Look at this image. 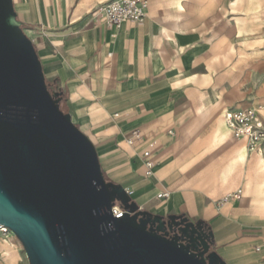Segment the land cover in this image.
I'll return each instance as SVG.
<instances>
[{
	"label": "crops",
	"instance_id": "obj_1",
	"mask_svg": "<svg viewBox=\"0 0 264 264\" xmlns=\"http://www.w3.org/2000/svg\"><path fill=\"white\" fill-rule=\"evenodd\" d=\"M107 1L12 0L47 84L92 142L104 179L141 210L204 222L225 264H264V154L223 126L226 135L217 136L213 107L200 101L188 70L211 46L204 25L244 16L254 0H146L145 20L117 29L99 21ZM214 145L226 153L209 169Z\"/></svg>",
	"mask_w": 264,
	"mask_h": 264
},
{
	"label": "water",
	"instance_id": "obj_2",
	"mask_svg": "<svg viewBox=\"0 0 264 264\" xmlns=\"http://www.w3.org/2000/svg\"><path fill=\"white\" fill-rule=\"evenodd\" d=\"M61 102L12 0H0V226L29 264H225L204 222L141 210L107 182Z\"/></svg>",
	"mask_w": 264,
	"mask_h": 264
},
{
	"label": "rangeland",
	"instance_id": "obj_3",
	"mask_svg": "<svg viewBox=\"0 0 264 264\" xmlns=\"http://www.w3.org/2000/svg\"><path fill=\"white\" fill-rule=\"evenodd\" d=\"M251 6L255 9L250 13L243 12L244 16L210 19L203 27V37L211 39V46L188 68L196 74L200 101L208 108L213 107L215 130L221 138L226 135L219 119L221 109H264V0H254ZM239 31L248 37L239 36ZM207 45L205 42L199 47ZM189 51L183 49L182 57ZM49 90L53 91L50 86ZM212 150L219 159L216 157L209 169L220 167L222 153H226L223 145H214ZM262 150L264 154V144ZM4 234L0 233V264H29L19 240L14 235L7 240L3 238Z\"/></svg>",
	"mask_w": 264,
	"mask_h": 264
},
{
	"label": "built area",
	"instance_id": "obj_4",
	"mask_svg": "<svg viewBox=\"0 0 264 264\" xmlns=\"http://www.w3.org/2000/svg\"><path fill=\"white\" fill-rule=\"evenodd\" d=\"M146 8V0H109L100 9L99 21L114 29L119 28L124 22L142 23L146 18ZM219 119L231 138L245 140L248 151L260 154L262 143H264L263 108H226L220 112ZM136 137H138V133L134 132L131 138L127 140V143L132 144V140ZM153 144H150L149 147L153 146ZM148 156L149 150L146 149L143 152V157ZM145 166L150 170L152 164L147 161ZM149 174L150 171L147 172V175ZM241 195L242 190L238 189L231 195V198L240 200ZM111 211L115 218H120L123 215V210L117 204L111 208ZM2 232L6 236L9 230L2 227Z\"/></svg>",
	"mask_w": 264,
	"mask_h": 264
},
{
	"label": "bare ground",
	"instance_id": "obj_5",
	"mask_svg": "<svg viewBox=\"0 0 264 264\" xmlns=\"http://www.w3.org/2000/svg\"><path fill=\"white\" fill-rule=\"evenodd\" d=\"M262 153H263V150L261 149L260 150V154L262 155ZM2 232V226H0V233ZM13 237V234L9 231L7 234H6V236H5V234H4V236H3V238H7V240L9 239H11ZM7 240H3V242L4 243H9Z\"/></svg>",
	"mask_w": 264,
	"mask_h": 264
},
{
	"label": "trees",
	"instance_id": "obj_6",
	"mask_svg": "<svg viewBox=\"0 0 264 264\" xmlns=\"http://www.w3.org/2000/svg\"><path fill=\"white\" fill-rule=\"evenodd\" d=\"M23 29V28H22ZM59 108H60V110H62L64 113H66L64 110H63V108H62V106H61V103H60V105H59Z\"/></svg>",
	"mask_w": 264,
	"mask_h": 264
}]
</instances>
